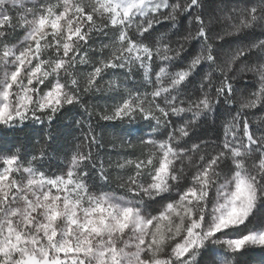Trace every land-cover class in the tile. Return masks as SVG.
Listing matches in <instances>:
<instances>
[{
    "label": "snow or ice",
    "instance_id": "snow-or-ice-1",
    "mask_svg": "<svg viewBox=\"0 0 264 264\" xmlns=\"http://www.w3.org/2000/svg\"><path fill=\"white\" fill-rule=\"evenodd\" d=\"M69 112L78 142L57 153ZM30 126L43 132L30 147L3 139ZM254 251L264 0H0V264H248Z\"/></svg>",
    "mask_w": 264,
    "mask_h": 264
},
{
    "label": "trees",
    "instance_id": "trees-1",
    "mask_svg": "<svg viewBox=\"0 0 264 264\" xmlns=\"http://www.w3.org/2000/svg\"><path fill=\"white\" fill-rule=\"evenodd\" d=\"M188 27V22H184V28L186 29ZM163 31H167V29H162ZM186 34V33H185ZM251 36H245L241 35L239 36V40H248L251 39ZM235 40L233 38H229L227 40V44L234 43ZM237 42V41H236ZM245 78L240 81L241 85H251L252 79L249 77L244 76ZM240 97L238 96V99ZM238 107V105H237ZM74 116L75 114L72 112H69L66 116H63L59 119H57L53 124V133L56 138V144L53 145V149L60 153L63 150H65L69 145L75 146V144L78 142L74 139V137H77L79 135L78 129L75 127L74 124ZM69 117H73V119H69ZM129 126H121L117 125L114 128H109L107 130L108 134L105 136L106 141L110 139L111 133L113 131H124ZM134 128H140V125H134L131 126ZM43 132L39 126H30L29 128L25 129L24 132L18 133V134H8L3 137V139L7 142H16L20 141L25 146H31L32 143L35 142L37 137L42 136ZM56 161H54L55 163ZM248 264H264V252L260 251H254L252 252L248 257Z\"/></svg>",
    "mask_w": 264,
    "mask_h": 264
},
{
    "label": "rangeland",
    "instance_id": "rangeland-1",
    "mask_svg": "<svg viewBox=\"0 0 264 264\" xmlns=\"http://www.w3.org/2000/svg\"><path fill=\"white\" fill-rule=\"evenodd\" d=\"M236 41H234L235 43ZM227 50V49H226ZM243 76L249 77L252 79V73H242Z\"/></svg>",
    "mask_w": 264,
    "mask_h": 264
}]
</instances>
